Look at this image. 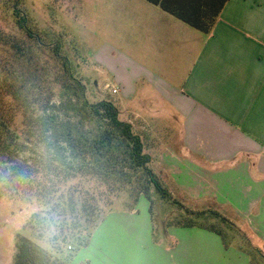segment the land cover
<instances>
[{
    "label": "crops",
    "instance_id": "obj_1",
    "mask_svg": "<svg viewBox=\"0 0 264 264\" xmlns=\"http://www.w3.org/2000/svg\"><path fill=\"white\" fill-rule=\"evenodd\" d=\"M139 5L128 35L117 30V62L101 61L121 116L170 191L230 214L250 249L201 226H169L157 242L141 200L109 212L67 264H264V0H228L208 35Z\"/></svg>",
    "mask_w": 264,
    "mask_h": 264
},
{
    "label": "rangeland",
    "instance_id": "obj_2",
    "mask_svg": "<svg viewBox=\"0 0 264 264\" xmlns=\"http://www.w3.org/2000/svg\"><path fill=\"white\" fill-rule=\"evenodd\" d=\"M143 2L0 0V113L3 114L9 105L19 112L15 120L18 142L0 156V264H13L18 235L33 238L30 222L36 214L44 215L49 210L38 200H27L20 192L17 193L16 182L9 176L20 166H35L43 158L58 160L78 169L83 163L71 154L63 142V131L68 128L85 134L98 131V125L86 116L82 100L77 98L81 92L68 80L67 68L63 63L67 61L70 75L85 86L84 94L89 103L110 101L117 107V93L112 92L115 82L101 61L104 56L112 62L117 60V30L125 31L128 35L132 18L139 15L136 13L137 6L145 4ZM15 10L21 12L25 28L38 37L40 44L30 38L28 31L20 28ZM57 46L58 57L54 52ZM125 116L122 115V119ZM24 118L40 121L45 137L43 143H28L22 129ZM156 164L154 162L152 165L154 172L170 191L168 178ZM12 192L16 195H12ZM174 193L171 192L176 200L195 208L188 199ZM141 200L149 210L152 208L157 242L164 237L165 229L186 218L185 212L163 199L146 178L131 182L115 197L106 202L103 200L101 207L106 214L114 210H132ZM106 203L111 205L106 207ZM212 210L233 219L228 213L203 206V211ZM94 220L97 219L82 222V229L76 234L79 241L70 242L59 255L60 258L69 259L82 244L85 245L90 233L94 232ZM198 224L213 225L218 231L233 237L241 234L245 238V248L250 249L247 236L251 233L241 223L233 228L209 214L202 217ZM51 240V235L47 234L39 243L50 249ZM235 241L238 244L239 240L235 238Z\"/></svg>",
    "mask_w": 264,
    "mask_h": 264
},
{
    "label": "trees",
    "instance_id": "obj_3",
    "mask_svg": "<svg viewBox=\"0 0 264 264\" xmlns=\"http://www.w3.org/2000/svg\"><path fill=\"white\" fill-rule=\"evenodd\" d=\"M143 1L205 35L211 33L228 2V0ZM14 12L19 18L20 28L28 31L30 38L36 39L40 44L38 37L25 28L21 12L17 10ZM54 52L58 57L59 46ZM63 64L67 68L68 80L74 83L78 92H81L77 98L82 100L86 116L98 125V131L90 134L72 128L63 131V142L71 154L83 163L78 169L68 167L58 160L43 158L36 162L35 166H20L9 176L15 180L17 193L20 192L23 198L38 200L49 208L44 215L36 214L30 222L29 228L33 238L18 235L13 264H67L72 256L67 259L60 258L59 255L70 242L79 241L80 238L76 234L82 229V222L88 223L94 218L97 219L92 222L95 231L108 214L102 210L101 202L115 197L131 182H137L141 178H146L163 199L179 206L185 212L186 218L179 220L178 226L187 228L201 226L221 234L222 232L213 225L208 227L198 224L202 217L210 214L235 228V224L216 211H196L176 200L152 168L153 157L147 149L145 137L135 131L131 122L122 119L118 107L112 102L89 103L84 94L85 86L70 75L67 61ZM18 114V111L12 110L11 105L3 110V114L0 113V156L6 154L18 142V133L15 129ZM39 122L24 118L22 129L28 143L38 145L44 142L45 137ZM12 195L16 194L12 192ZM110 205L105 204L106 207ZM150 211L152 213V208ZM47 234L52 237L50 249L39 243ZM91 235L80 248L87 245Z\"/></svg>",
    "mask_w": 264,
    "mask_h": 264
},
{
    "label": "built area",
    "instance_id": "obj_4",
    "mask_svg": "<svg viewBox=\"0 0 264 264\" xmlns=\"http://www.w3.org/2000/svg\"><path fill=\"white\" fill-rule=\"evenodd\" d=\"M106 88H108V89H109V88H110V86H109V85H107V86H106ZM112 92H113L114 94H116V93H117V90H116V89H113V90H112Z\"/></svg>",
    "mask_w": 264,
    "mask_h": 264
}]
</instances>
